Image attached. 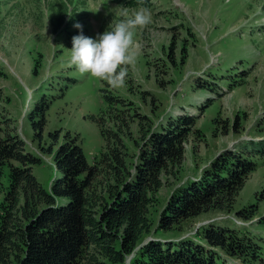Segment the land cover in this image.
Instances as JSON below:
<instances>
[{
  "label": "rangeland",
  "instance_id": "374dc122",
  "mask_svg": "<svg viewBox=\"0 0 264 264\" xmlns=\"http://www.w3.org/2000/svg\"><path fill=\"white\" fill-rule=\"evenodd\" d=\"M123 8L130 14L148 9L152 23L135 32L141 53L125 86L116 89L68 62L72 37L81 31L74 24L95 38L123 18L118 15ZM104 93L121 95L124 105L109 106ZM41 99L50 104L42 129H36L29 115ZM183 114L196 117L195 126L184 142L182 164L162 174L163 186L151 207L152 231L142 243L151 237H194L200 227L215 224L246 230L264 248V0H0V128L15 126L26 148L41 158L33 172L47 190L62 176L54 153L67 132L79 137L93 163L107 148L99 116L105 118L103 127L114 131L120 116L130 127L121 132L134 160L138 146L133 142L143 141V130ZM56 131L57 141L50 135ZM232 151L257 163L232 209L214 208L159 231L172 195ZM110 182L100 175L98 193ZM244 208L250 219L239 216ZM224 256L225 264H248L244 257Z\"/></svg>",
  "mask_w": 264,
  "mask_h": 264
},
{
  "label": "trees",
  "instance_id": "16d2710c",
  "mask_svg": "<svg viewBox=\"0 0 264 264\" xmlns=\"http://www.w3.org/2000/svg\"><path fill=\"white\" fill-rule=\"evenodd\" d=\"M63 13L67 14L65 7ZM103 98L111 107L124 105L119 94L104 93ZM49 104L41 99L30 113L34 128L42 129ZM196 119L189 114L171 115L154 129L149 125L142 132L143 141L133 142L138 146L133 160L121 132L128 131L129 125L117 116L119 130L105 129L100 115L107 148L89 163L79 137L67 132L54 153L62 176L52 181L49 190L33 172L41 158L26 148L15 126L0 128V264H225L224 255L264 264V248L250 232L215 224L200 227L196 239L153 237L139 247L152 231L151 207L154 193L163 186L162 174L182 164L184 142ZM50 135L57 141L60 131ZM256 167L243 152L224 153L201 179L191 180L172 195L159 231L214 208L231 210L237 192ZM100 175L113 179L103 193H98L95 183ZM238 213L252 217L245 208Z\"/></svg>",
  "mask_w": 264,
  "mask_h": 264
},
{
  "label": "clouds",
  "instance_id": "9594fccd",
  "mask_svg": "<svg viewBox=\"0 0 264 264\" xmlns=\"http://www.w3.org/2000/svg\"><path fill=\"white\" fill-rule=\"evenodd\" d=\"M70 15V14H69ZM122 19L111 22L108 29L95 38L83 34L80 23L74 27L80 34L72 37L69 66L80 74L106 81L112 88H122L126 84L129 67L135 68L142 45L134 40L135 32L152 23L148 9L140 8L129 13L127 8L118 12Z\"/></svg>",
  "mask_w": 264,
  "mask_h": 264
},
{
  "label": "water",
  "instance_id": "95a60500",
  "mask_svg": "<svg viewBox=\"0 0 264 264\" xmlns=\"http://www.w3.org/2000/svg\"><path fill=\"white\" fill-rule=\"evenodd\" d=\"M151 239H153L152 237L149 238V240L145 241L144 243H142L141 245H144L145 243H147L148 241H150ZM132 257V256H131ZM131 257L129 258V260L131 259Z\"/></svg>",
  "mask_w": 264,
  "mask_h": 264
}]
</instances>
